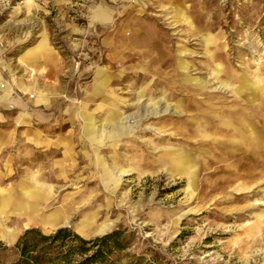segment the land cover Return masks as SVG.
Instances as JSON below:
<instances>
[{
	"label": "rangeland",
	"instance_id": "obj_1",
	"mask_svg": "<svg viewBox=\"0 0 264 264\" xmlns=\"http://www.w3.org/2000/svg\"><path fill=\"white\" fill-rule=\"evenodd\" d=\"M0 78V197L75 213L0 207V264L62 226L120 229L103 264H264V0H0Z\"/></svg>",
	"mask_w": 264,
	"mask_h": 264
},
{
	"label": "trees",
	"instance_id": "obj_2",
	"mask_svg": "<svg viewBox=\"0 0 264 264\" xmlns=\"http://www.w3.org/2000/svg\"><path fill=\"white\" fill-rule=\"evenodd\" d=\"M122 231L83 238L69 227L43 233L36 227L25 229L14 244L17 259L9 264H103L114 250L124 247ZM1 247H5L0 243Z\"/></svg>",
	"mask_w": 264,
	"mask_h": 264
},
{
	"label": "bare ground",
	"instance_id": "obj_3",
	"mask_svg": "<svg viewBox=\"0 0 264 264\" xmlns=\"http://www.w3.org/2000/svg\"><path fill=\"white\" fill-rule=\"evenodd\" d=\"M102 84L103 82L100 81L99 85ZM121 124L122 123L118 121L115 122V127L117 129V131L115 132V136L125 134L126 132L125 130L127 128L122 127ZM123 172L125 171L119 170V173H123ZM41 198H42V194L36 189L24 190L19 194H12L5 191L4 195L0 197V207L11 206L13 207V209L16 210V213L20 215H25L28 219L31 220H36V218H38L45 223L46 227L49 228L54 227L58 224L66 223L67 221L70 220V216L72 214H75L72 211L73 205L70 198L69 199L65 198L59 207H56L48 212L41 211L43 205H45V203H43V205L41 204L40 202V200H42ZM43 199H47V197H44ZM95 216H96L95 213H84L77 223V229L81 232H89V231H96L100 227L104 228L106 224L104 223L96 224Z\"/></svg>",
	"mask_w": 264,
	"mask_h": 264
},
{
	"label": "crops",
	"instance_id": "obj_4",
	"mask_svg": "<svg viewBox=\"0 0 264 264\" xmlns=\"http://www.w3.org/2000/svg\"><path fill=\"white\" fill-rule=\"evenodd\" d=\"M42 51V50H41ZM41 51L38 53V54H41ZM36 56V55H35ZM24 59H26V60H30L31 58H33L34 56H31V57H24V54H23V56H22ZM1 79V78H0ZM101 86V85H100ZM6 90H8V89H6ZM5 89L4 90H2V92H1V94H0V98H2L3 99V96L5 95ZM6 97H8V94H7V96ZM5 97V98H6ZM48 100V97L45 95V94H39L38 95V99H37V102L38 103H41V102H46ZM38 143V142H37Z\"/></svg>",
	"mask_w": 264,
	"mask_h": 264
},
{
	"label": "built area",
	"instance_id": "obj_5",
	"mask_svg": "<svg viewBox=\"0 0 264 264\" xmlns=\"http://www.w3.org/2000/svg\"><path fill=\"white\" fill-rule=\"evenodd\" d=\"M29 96H30V97H32V95H31V94H30ZM9 107H10V108H12V107H13V105H12V104H10V105H9Z\"/></svg>",
	"mask_w": 264,
	"mask_h": 264
}]
</instances>
